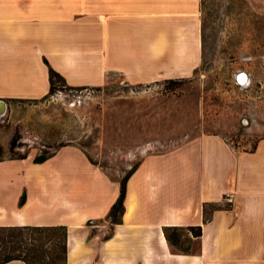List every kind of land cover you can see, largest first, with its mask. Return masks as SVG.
<instances>
[{
  "label": "crops",
  "instance_id": "crops-1",
  "mask_svg": "<svg viewBox=\"0 0 264 264\" xmlns=\"http://www.w3.org/2000/svg\"><path fill=\"white\" fill-rule=\"evenodd\" d=\"M200 10L201 0H0V100L9 108L46 96L50 69L74 88L110 73H188L201 59ZM120 191L76 145L43 162L3 157L0 227L67 226L66 264H264V138L240 150L201 135L144 156L112 228ZM172 231L188 239L186 250Z\"/></svg>",
  "mask_w": 264,
  "mask_h": 264
},
{
  "label": "rangeland",
  "instance_id": "rangeland-1",
  "mask_svg": "<svg viewBox=\"0 0 264 264\" xmlns=\"http://www.w3.org/2000/svg\"><path fill=\"white\" fill-rule=\"evenodd\" d=\"M200 16L196 68L140 80L110 73L90 87L56 81L52 93L13 102L0 117L2 157L34 160L72 144L121 181L144 156L201 135L252 150L264 138V0H201ZM241 72L246 82L238 80ZM13 138L17 147L10 152ZM5 235L0 229V252ZM188 244L181 237L178 247Z\"/></svg>",
  "mask_w": 264,
  "mask_h": 264
},
{
  "label": "trees",
  "instance_id": "trees-1",
  "mask_svg": "<svg viewBox=\"0 0 264 264\" xmlns=\"http://www.w3.org/2000/svg\"><path fill=\"white\" fill-rule=\"evenodd\" d=\"M64 81L63 77L55 70L50 69V93L55 90V82ZM17 147L16 138L10 141V152H13ZM4 153L3 147L0 145V159ZM53 153L37 156L35 162H43ZM27 155H20L18 158H26ZM136 166L126 174L121 180V191L112 205L109 218L112 228L116 223L122 221V215L125 210V199L127 194V181ZM216 207V206H213ZM207 217V211L205 210ZM90 224H95L94 221H89ZM5 231L6 235L1 239L2 252H0V264L13 259H20L28 264H66L67 262V226H13L0 227ZM194 236L201 235V226L191 228ZM112 235V231L106 234V238ZM169 240L178 246L180 235L174 231L168 234ZM10 248V251L6 249ZM183 249V248H182ZM186 250V249H184Z\"/></svg>",
  "mask_w": 264,
  "mask_h": 264
},
{
  "label": "bare ground",
  "instance_id": "bare-ground-1",
  "mask_svg": "<svg viewBox=\"0 0 264 264\" xmlns=\"http://www.w3.org/2000/svg\"><path fill=\"white\" fill-rule=\"evenodd\" d=\"M248 78H249L248 75H247V77L245 75H243V76H241L240 81L245 82L246 80H248ZM6 111H7V104H5V103L0 104V114H2L3 112H6Z\"/></svg>",
  "mask_w": 264,
  "mask_h": 264
},
{
  "label": "water",
  "instance_id": "water-1",
  "mask_svg": "<svg viewBox=\"0 0 264 264\" xmlns=\"http://www.w3.org/2000/svg\"><path fill=\"white\" fill-rule=\"evenodd\" d=\"M243 75H245L246 77H247V73H245V72H241L239 75H238V80L240 81V78H241V76H243ZM247 81V80H246ZM245 81V82H246ZM240 82H242V81H240ZM2 103H5V104H7V102L5 101V100H0V104H2ZM7 107H8V104H7ZM7 110H8V108H7ZM7 112V111H6ZM6 112H3L2 114H0V117H2Z\"/></svg>",
  "mask_w": 264,
  "mask_h": 264
}]
</instances>
